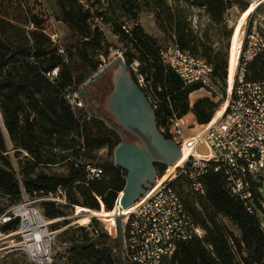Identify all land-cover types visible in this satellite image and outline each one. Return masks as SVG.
<instances>
[{"label":"trees","instance_id":"1","mask_svg":"<svg viewBox=\"0 0 264 264\" xmlns=\"http://www.w3.org/2000/svg\"><path fill=\"white\" fill-rule=\"evenodd\" d=\"M230 1L55 0L54 17L70 32V41L61 47L51 41L42 21L23 9L21 0H0V116L3 124L0 126V199L9 201L7 206L0 203V217L10 207L18 205L24 194L44 197L58 189L68 195L72 206L99 212V198L106 211L113 212L126 187L127 177L125 171L115 167L114 152L123 142H134V139L108 111L112 72L111 79L104 80L102 76L83 89L84 109L79 110L80 117L67 99L82 92L81 88L103 66L101 57H109L113 46L101 26L108 28L123 45L127 67L137 84L131 66L135 61L139 63V74L156 100L153 103L141 88L155 109L159 130L167 127L172 119L182 120L190 113L199 125H207L213 116L214 104L202 99L191 110L190 96L200 88L187 87L174 72L164 67L158 40L145 32L139 18L143 13L153 14L157 29L164 35H173L185 50L199 42L189 23L191 10H202L209 27L214 28L222 24ZM258 32L261 34L260 29ZM55 70H58L57 79L51 77ZM246 80L264 81V51L248 65ZM5 134L16 159L23 152L31 159L19 174L10 157ZM163 135L170 139L167 134ZM102 150L109 153L106 160L97 161L103 176L88 181L85 167L93 165L96 161L93 153ZM70 158L74 161L69 163L67 176L38 173L39 168L67 163ZM83 160L89 163H82ZM204 185L206 195L189 196L186 203L195 223L206 231V237L202 241L181 244L169 264H264V228L257 212H248L245 203L231 195L222 175L207 173ZM193 202H197L200 212L193 208ZM255 204L260 208L258 202ZM43 208L49 219L63 217L53 203L45 202ZM225 221L237 227L240 237L234 235ZM18 225L19 221L13 220L3 230H14ZM79 231L84 233L83 240L71 242L66 264H114L109 251L93 241L106 242L110 239L107 234L99 236L98 233L93 237L88 229Z\"/></svg>","mask_w":264,"mask_h":264},{"label":"built area","instance_id":"2","mask_svg":"<svg viewBox=\"0 0 264 264\" xmlns=\"http://www.w3.org/2000/svg\"><path fill=\"white\" fill-rule=\"evenodd\" d=\"M263 51L264 37L257 27L249 29L244 33L236 66L232 71L230 64L225 84H221L211 65L177 42L161 48L159 57L164 67L187 87L205 91L215 109L211 121L192 137H184L177 118L170 121V131L160 130L181 148L182 156L176 165L158 168L155 184L121 219L120 228L116 227L121 255L118 264H169L181 244L205 239L206 231L195 223L186 202L189 196L206 195L204 177L209 172L225 178L231 195L245 203L248 212L252 213L258 202L264 213V81L246 80L248 65ZM57 74L58 70L54 76ZM80 93L68 96L70 105L79 110L84 109ZM85 171L88 181L103 176L97 165L88 164ZM97 200L103 209L101 199ZM44 201L59 206L67 199L58 189L44 196ZM13 220L19 221L18 227L12 233L3 230ZM54 221L47 222L35 203L26 199L0 218V242L7 235L17 237L32 263L50 264L49 227ZM88 226L92 236H97L98 232Z\"/></svg>","mask_w":264,"mask_h":264},{"label":"rangeland","instance_id":"3","mask_svg":"<svg viewBox=\"0 0 264 264\" xmlns=\"http://www.w3.org/2000/svg\"><path fill=\"white\" fill-rule=\"evenodd\" d=\"M244 2L245 0H231L227 5L222 24L214 28L209 27L208 19L202 10H191V15L189 17V23L191 24V28L194 31V34L198 36L199 42L196 43V46L185 49V51L190 53L195 58L202 59L208 65H211L215 71L218 81L221 84H225L226 77L230 69L232 46L235 35L239 33L241 29L247 32L250 28L257 27L258 29H260L261 34L264 36V5L258 7L257 10L249 16L245 24L240 26L239 28L241 10L232 13L230 9L233 4L239 3L240 5H243ZM21 3L23 9H28L32 15L36 16L40 21H42L53 43L63 47L70 41L69 30L65 25L57 22L54 17L53 7L55 4V0H21ZM139 24L144 28L145 32L148 35L158 40L161 48L176 42V39L173 35H164L157 29L155 16L153 14L143 13L139 18ZM130 26L132 25L130 24ZM101 27L105 32L108 43H110L113 47L110 49L108 58L101 57L103 66L101 67L99 72L91 80H89L81 88V90L85 89L102 76L104 80L111 79V72L114 70L115 63L119 58H122L126 62V51L124 50L123 45L119 43L118 38L115 37L108 28H105L103 26ZM131 68L135 73L139 86L146 91L148 97L152 100V102L156 103L152 91L148 89L149 85H147L145 79L139 74V63L135 61ZM55 71L51 74V77L57 79L58 74L54 76ZM67 99L69 101L68 97ZM202 99H209L205 91L198 90L194 94H192L189 99L191 110L193 109L195 104ZM73 110L78 117L81 116L78 108L73 107ZM103 110H106L105 106L103 107ZM0 126L2 127L1 117ZM180 126L185 138L194 136L197 131H200L202 129V126L198 124L193 113H190L188 116L183 118L180 122ZM165 128L169 129L170 131L171 124L169 123ZM6 139L11 151L10 157L12 158L15 171L17 174H19L22 167H24L27 162L31 161V159L24 152L20 154V156L16 159L7 135ZM93 154L94 157H96V161L93 163V165H97V161L99 159L106 160L109 153L108 150H102L95 151ZM67 161V163L65 162L56 166L39 168L38 173H44L45 175L49 176H67L69 163L74 161V159L70 158ZM82 163L89 162L83 160ZM74 196L75 198L79 199V196L76 194V192H74ZM26 199L34 202L35 206L40 209L45 216V210L43 208L45 201L44 197L40 195L29 196L24 194L22 201L18 205L10 207L6 213L13 211V209L20 206ZM66 199V204L58 206L63 213L62 218L56 219L54 221L53 219H49L45 216L47 222L54 221V223L49 227V233L52 235L50 264H66L69 256L68 249L72 245L71 242L83 240L84 233L80 232L79 229H87V227H89L88 225H79V217L76 216L77 207L72 206L68 195H66ZM0 203L2 204V206L9 205V201L7 199H0ZM193 204V208L200 212L197 202H193ZM254 210L257 212V215L263 222L264 228V213L256 204H254ZM100 211H102V209H100ZM10 216H12V214H10ZM90 221L91 222L89 225H91L99 233V236L102 234H107L110 237V239L106 240V242H97V239H94L93 241L97 245H99L100 248L105 247L109 251L111 261L116 264L118 259L121 257L119 245L115 239L116 227H119L121 221L116 218L115 227L112 229L105 225L99 218H91ZM227 225L234 233V235L240 237V233L236 226L230 223H227ZM12 231L13 230H10L9 233H12ZM7 237L8 238L0 242V264H34L29 260L28 256L21 248V246H19L20 240L17 237L9 238V235H7Z\"/></svg>","mask_w":264,"mask_h":264},{"label":"water","instance_id":"4","mask_svg":"<svg viewBox=\"0 0 264 264\" xmlns=\"http://www.w3.org/2000/svg\"><path fill=\"white\" fill-rule=\"evenodd\" d=\"M112 85L108 111L122 130L134 139V142H123L114 152L115 167L127 173L126 187L115 204L120 207L116 218L121 221L155 184L158 168L176 165L182 152L159 130L155 109L122 58L117 60L112 71ZM80 95H85L84 90ZM120 226L121 223L118 229Z\"/></svg>","mask_w":264,"mask_h":264},{"label":"bare ground","instance_id":"5","mask_svg":"<svg viewBox=\"0 0 264 264\" xmlns=\"http://www.w3.org/2000/svg\"><path fill=\"white\" fill-rule=\"evenodd\" d=\"M261 5H264V0L253 3L248 8L246 13L240 18V21H239L240 26L243 25V22L246 21L248 15H251L252 13H254L257 10V8L260 7ZM244 33L245 32L243 31V29H241L238 35L235 36L233 40L232 53H231L232 71L238 62V57H239L241 46L243 43ZM119 211H120V207L118 206V204L115 205L113 212H110V213L106 211L105 207H103L102 211L100 212H97V211L95 212V211H91V210H88L82 207H77L76 216L79 217L80 226L89 225L91 222L90 219L96 217V218L101 219L105 225H107L110 229H112L115 227L116 215L119 213ZM127 214L128 212L125 213V215Z\"/></svg>","mask_w":264,"mask_h":264},{"label":"crops","instance_id":"6","mask_svg":"<svg viewBox=\"0 0 264 264\" xmlns=\"http://www.w3.org/2000/svg\"><path fill=\"white\" fill-rule=\"evenodd\" d=\"M261 0H245L244 4L243 5H240L239 3L237 4H233L231 6V9L230 11L232 13H235V11H240V18L246 13V11L248 10V8L253 4V3H256V2H260ZM229 11V12H230ZM233 15V14H232Z\"/></svg>","mask_w":264,"mask_h":264}]
</instances>
